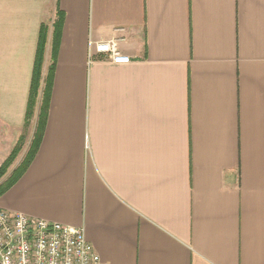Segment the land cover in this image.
I'll list each match as a JSON object with an SVG mask.
<instances>
[{"label":"crops","instance_id":"0c3cea01","mask_svg":"<svg viewBox=\"0 0 264 264\" xmlns=\"http://www.w3.org/2000/svg\"><path fill=\"white\" fill-rule=\"evenodd\" d=\"M58 13L45 133L0 209L83 228L101 264H264V0H0V167ZM114 39L129 64L90 56Z\"/></svg>","mask_w":264,"mask_h":264},{"label":"built area","instance_id":"2783aa9c","mask_svg":"<svg viewBox=\"0 0 264 264\" xmlns=\"http://www.w3.org/2000/svg\"><path fill=\"white\" fill-rule=\"evenodd\" d=\"M116 65L129 64L119 41L90 43ZM0 264H101L83 228H73L0 209Z\"/></svg>","mask_w":264,"mask_h":264},{"label":"trees","instance_id":"16d2710c","mask_svg":"<svg viewBox=\"0 0 264 264\" xmlns=\"http://www.w3.org/2000/svg\"><path fill=\"white\" fill-rule=\"evenodd\" d=\"M63 22V15L58 13V18L53 25L52 60L51 65L47 70L46 76H44V64L49 36V27L45 25L41 27L38 51L33 70L32 84L26 112L24 132L10 157L0 167V182H2V180L8 175L9 170L22 152L27 141L28 133L34 124L35 132L31 141V145L23 161L20 163L17 169L13 171L10 177L5 182L0 184V197L3 196L9 189H11L26 173L39 151L47 126L53 77L62 35Z\"/></svg>","mask_w":264,"mask_h":264},{"label":"rangeland","instance_id":"374dc122","mask_svg":"<svg viewBox=\"0 0 264 264\" xmlns=\"http://www.w3.org/2000/svg\"><path fill=\"white\" fill-rule=\"evenodd\" d=\"M26 143H28V139H27V142H26ZM25 145H26V144H25ZM25 147H26V146H24L22 152H21L20 155L18 156V158H17L16 162L14 163V165H16V164L18 163V161L21 159V157H23L22 160H21V162L23 161V159H24V157H25V155H26V154H25V155L22 154V153L24 152V150H25ZM14 165H13V166H14ZM11 168H12V167H11ZM10 170H11V169H10ZM10 170H9V171H10Z\"/></svg>","mask_w":264,"mask_h":264}]
</instances>
